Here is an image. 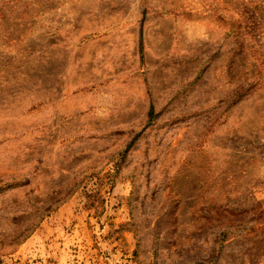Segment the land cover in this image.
<instances>
[{
  "label": "rangeland",
  "instance_id": "obj_1",
  "mask_svg": "<svg viewBox=\"0 0 264 264\" xmlns=\"http://www.w3.org/2000/svg\"><path fill=\"white\" fill-rule=\"evenodd\" d=\"M0 264H264V0H0Z\"/></svg>",
  "mask_w": 264,
  "mask_h": 264
},
{
  "label": "trees",
  "instance_id": "obj_2",
  "mask_svg": "<svg viewBox=\"0 0 264 264\" xmlns=\"http://www.w3.org/2000/svg\"><path fill=\"white\" fill-rule=\"evenodd\" d=\"M151 111V110H150Z\"/></svg>",
  "mask_w": 264,
  "mask_h": 264
}]
</instances>
